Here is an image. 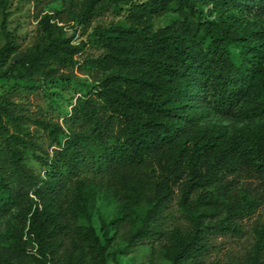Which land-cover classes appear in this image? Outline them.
Here are the masks:
<instances>
[{
  "label": "trees",
  "instance_id": "16d2710c",
  "mask_svg": "<svg viewBox=\"0 0 264 264\" xmlns=\"http://www.w3.org/2000/svg\"><path fill=\"white\" fill-rule=\"evenodd\" d=\"M9 1L0 0V81L54 89L82 81L75 69L93 80H84L64 126L31 119L0 93V217L16 211L12 255L108 264L110 232L128 227V247L163 239L170 264H204L213 236L240 235L239 222L264 206V0H85L80 25L108 7L128 24L94 27L88 44L100 53L82 59L88 45L67 37L51 13L21 52L8 30ZM162 18L170 23L154 28ZM31 121L52 151L28 130ZM100 196L119 207L110 221L100 218L103 238L91 224ZM175 197L185 224L166 231ZM255 233L248 264L263 263L264 225Z\"/></svg>",
  "mask_w": 264,
  "mask_h": 264
},
{
  "label": "rangeland",
  "instance_id": "374dc122",
  "mask_svg": "<svg viewBox=\"0 0 264 264\" xmlns=\"http://www.w3.org/2000/svg\"><path fill=\"white\" fill-rule=\"evenodd\" d=\"M85 0H10L6 12L10 14L8 19V30L20 45L21 52L28 51L34 44L38 35L39 18L44 14H53L63 19L60 24L64 28L67 37L74 36V42H85L88 47L83 53L82 59L86 55L97 56L100 51L91 45L89 35L96 26L109 27L122 25L126 26V13L119 12L113 7L103 9L99 15L91 20L90 26L85 27L78 23L80 14L84 11ZM3 8L0 4V48L4 45V38L1 34V24L3 21ZM170 18L155 19L154 28H159L170 23ZM18 57V56H17ZM74 74L82 81H75L72 84H64L54 89H49L40 85L37 87L30 84L15 83L12 80L0 81V93L12 94L14 100L19 103L20 108L26 114L34 118H42L64 126L66 115L71 111V104L87 91L84 80L92 83L93 80L79 73L75 69ZM54 92L53 96H50ZM215 122L231 124L229 120L222 118L213 119ZM28 130L37 136L38 143L43 148L52 151L49 144L48 135L35 125L34 121L29 122ZM27 166L36 174L44 175V169L34 160H29ZM146 206L140 212L142 216ZM91 224L96 228L98 235L103 238L100 218L110 221L119 212L118 205L100 196L96 201V207L91 211ZM16 211L9 215L0 217V264H34L26 259H18L12 255L8 232L15 224ZM79 225H88L87 220H79ZM185 224L181 213L178 211L177 197L174 198L170 206L169 213L164 220L166 231L172 230L177 225ZM241 234L215 235L211 239V249L205 257L204 264H248L249 257L253 253L256 233L255 229L259 225H264V206L253 217L245 218L239 222ZM129 228H123L119 233L110 232L112 246L109 249L108 264H170L164 257L163 239L146 242L137 247H128L127 236ZM264 264V251L262 257Z\"/></svg>",
  "mask_w": 264,
  "mask_h": 264
}]
</instances>
